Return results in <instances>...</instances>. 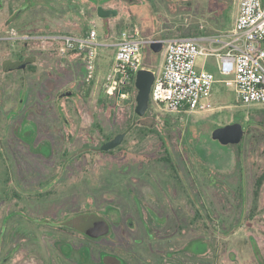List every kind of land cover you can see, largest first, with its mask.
Masks as SVG:
<instances>
[{
	"label": "rangeland",
	"instance_id": "rangeland-1",
	"mask_svg": "<svg viewBox=\"0 0 264 264\" xmlns=\"http://www.w3.org/2000/svg\"><path fill=\"white\" fill-rule=\"evenodd\" d=\"M2 1L0 146L8 166L0 165V234L8 235L9 264H70L61 247L80 244L81 235L73 239L67 230L80 229L74 219L152 213L161 222L153 226L152 244L142 247L140 229L125 223L113 231L111 245L117 232L139 255L151 249L154 264H264V184L249 215L252 181L264 170V107L241 106L231 88L217 83L210 111L171 113L150 104L138 117L136 89L124 98L102 92L112 48L99 51L95 78L85 83L73 60L3 39L12 18L16 31L41 35L94 28L106 44L132 27L144 38L164 41L222 35L234 25L239 0ZM98 6L118 14L99 19ZM28 58L34 61L21 67ZM162 61L163 49H143L144 68L159 73ZM203 65L218 75L214 58L199 57L196 69ZM233 123L244 129L243 172L238 149L211 137ZM120 133L125 137L119 147L100 151ZM165 150L176 170L162 162ZM195 183H201L200 196ZM241 184L245 203L236 189ZM197 240L206 243L205 254H196Z\"/></svg>",
	"mask_w": 264,
	"mask_h": 264
},
{
	"label": "built area",
	"instance_id": "built-area-1",
	"mask_svg": "<svg viewBox=\"0 0 264 264\" xmlns=\"http://www.w3.org/2000/svg\"><path fill=\"white\" fill-rule=\"evenodd\" d=\"M30 36L10 28L3 39L28 41ZM208 40V45L194 38L162 40L163 61L160 72H155L150 104L171 113L207 112L213 109V88L220 83L231 88L241 106L264 107V0H239L233 27ZM153 41L142 37L136 27L120 31L110 44L100 42L94 28L84 35L62 36L64 49L83 55L87 81L94 79L99 51L113 49L102 89L106 95L120 98L134 89L136 73L143 67L142 51ZM199 57L215 59L219 79L212 72L196 69Z\"/></svg>",
	"mask_w": 264,
	"mask_h": 264
},
{
	"label": "flooded vegetation",
	"instance_id": "flooded-vegetation-1",
	"mask_svg": "<svg viewBox=\"0 0 264 264\" xmlns=\"http://www.w3.org/2000/svg\"><path fill=\"white\" fill-rule=\"evenodd\" d=\"M1 3H2V6H4L2 0H1ZM13 20L14 19L12 18L8 22V25L6 26V28L8 29L16 28L14 26L10 27L13 25L15 21ZM37 32L38 31L24 32V31L19 30L18 33L20 34H29L32 36H30L31 38L28 41H16V43H22L24 47H30L31 45L32 46L35 45L36 46L35 48L38 49L39 51L51 53L60 59H66V60L68 59V61L73 60L72 62H74L80 68V71H82V75L84 76L85 83H90L94 80L92 79V80L87 81L85 79L86 67H85V63L83 60V55L78 54V52H76L73 49L63 48L62 36L64 35L79 36L82 34L73 35L69 33H64V34H43L41 35L42 33H37ZM9 65L12 66L13 64H9ZM94 78H95V75H94ZM103 94L105 96H108L104 92ZM108 97H117V96H108ZM213 185L217 186V184H213ZM241 185L243 186V184ZM201 188H202L201 183L199 184L195 183V190H197L195 192L196 195L200 196ZM236 189H238V191H241L242 200H243V203H245L244 186L237 187ZM198 211L199 210H197V212ZM155 217L156 215H154V213L147 214V216H143L142 214H135L133 215V218L128 216L125 219L121 215H118V214H107V215L104 214V215L90 216L88 219L87 218L82 219V221L81 219H78V220L74 219V221H77V222L80 221L79 223H77L80 229H77L76 233L74 232V230L68 229V227H67V230H69L72 233L73 239L78 238V236L81 235V237H79L80 240H78V243L80 244L79 245L76 244V241L74 240L70 241L69 243L65 245V250H63L61 247L62 254H65V256L67 255L68 260L70 261V264H154L152 261L153 252L151 249L150 250H148V248L144 249L146 250L145 251L146 257H144L143 253H140L139 255L138 252H136L134 249H131L130 247H128L126 243H124L125 241H122V238L119 235V233L116 232L114 236L116 238V241H113L112 243L113 245H111V239L109 238H111V236L113 235V231L115 230L116 227L120 228L121 224L124 225L126 223L128 227L131 228V230H133L134 227H137L140 229L139 232H141L143 238H141L140 241H138V243L142 244L141 245L142 247H146L145 244L149 245V244H152L153 242L154 224L155 223H157L158 225L161 224L160 220L157 219V217L156 218ZM241 217L243 216L240 215V218ZM62 227H64L63 224H62ZM119 228L118 230L121 231V228L120 229ZM4 230L5 228L3 226L0 229V233L3 232ZM230 232H228L227 234H229ZM75 234H78V235L75 236ZM0 239H1L0 240V264H9L10 259L8 255L7 256L4 255L6 244H8V235L4 234L2 236L0 234ZM193 253L195 254V252ZM135 260H136V263H135ZM156 264H161V263H156Z\"/></svg>",
	"mask_w": 264,
	"mask_h": 264
},
{
	"label": "water",
	"instance_id": "water-1",
	"mask_svg": "<svg viewBox=\"0 0 264 264\" xmlns=\"http://www.w3.org/2000/svg\"><path fill=\"white\" fill-rule=\"evenodd\" d=\"M2 8V3L0 0V9ZM117 10L115 9H105L102 6H98L96 9V15L99 19H107L111 16H117ZM150 47L154 52H161L163 49L162 39L157 37L151 43ZM34 61V58H28L22 62L21 67H24L28 63ZM15 65H13L14 67ZM18 67V65H17ZM16 68V67H15ZM155 80V72L151 69L142 67L136 73L134 80V89H136L135 96V108L134 113L138 117H143L150 105V92L152 85ZM67 94H71V92H67ZM244 136V129L240 123H233L223 127H218L213 130L211 137L214 141H217L219 144L223 146L227 145H237L239 144ZM125 137L124 133H120L116 135L111 140L103 143L100 147V150L103 152H107L115 149L120 146Z\"/></svg>",
	"mask_w": 264,
	"mask_h": 264
},
{
	"label": "trees",
	"instance_id": "trees-1",
	"mask_svg": "<svg viewBox=\"0 0 264 264\" xmlns=\"http://www.w3.org/2000/svg\"><path fill=\"white\" fill-rule=\"evenodd\" d=\"M86 33V32H85ZM84 33V34H85ZM82 34V35H84ZM10 68H13L12 66H10ZM135 118L138 119V117H136L134 115ZM154 133L156 134L157 131L155 130ZM158 134V133H157ZM244 140V138H243ZM242 140V142H243ZM261 142L264 143V140H261ZM232 147H236L238 149L237 151V157H238V166L240 168V170L243 172L244 169H242V165L240 163V150L242 149V146H241V142L237 145V146H232ZM166 152L163 153L164 154V157L161 159L162 162L165 164V166L167 167V169H171V170H174L175 169V164L172 162L167 150H165ZM0 165H7L8 166V163L6 162V159L4 157V154H3V149H2V146H0ZM238 168V169H239ZM176 170V169H175ZM170 178L176 182L178 179H176V177L174 178L173 176L170 175ZM241 182H243L242 178H241ZM264 184V170L259 174L257 175L256 177H254L253 181H252V190H251V196H252V204L251 207H250V211H249V215H252V213L256 210V203H257V200H258V197L260 195V190H261V186ZM241 187H243L241 185ZM241 192V191H240ZM241 201H242V196H241ZM195 252L196 254H199V255H202V254H205L206 251H207V245L206 243H204L203 241L201 240H197V243L195 244ZM256 248V247H255ZM258 264H262V262H258Z\"/></svg>",
	"mask_w": 264,
	"mask_h": 264
},
{
	"label": "crops",
	"instance_id": "crops-1",
	"mask_svg": "<svg viewBox=\"0 0 264 264\" xmlns=\"http://www.w3.org/2000/svg\"><path fill=\"white\" fill-rule=\"evenodd\" d=\"M238 15V14H237ZM229 31V30H228ZM228 31H225V33L226 32H228ZM212 36H216V35H209V36H202V37H198V38H194V39H197V40H199V41H201L203 44H205V45H208L209 43H210V41L208 40L210 37H212ZM216 47H219L220 48V44H217L216 45ZM211 58H213V57H211ZM215 60V59H214ZM216 62V61H215ZM162 66V65H161ZM160 66V67H161ZM201 69H206V65H203L202 66V68ZM200 69V70H201ZM216 75V74H215ZM217 78L219 79L220 77L217 75Z\"/></svg>",
	"mask_w": 264,
	"mask_h": 264
}]
</instances>
